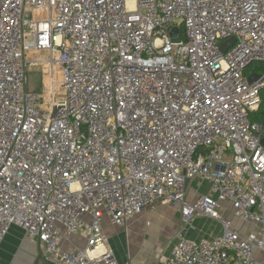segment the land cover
Instances as JSON below:
<instances>
[{"label":"built area","instance_id":"built-area-1","mask_svg":"<svg viewBox=\"0 0 264 264\" xmlns=\"http://www.w3.org/2000/svg\"><path fill=\"white\" fill-rule=\"evenodd\" d=\"M255 63L264 0H0V246L18 225L44 261L116 264L103 219L126 226L164 201L185 224L222 226L200 241L180 232L167 264H264ZM40 64L58 68L62 95L43 68V91L28 89ZM191 180L209 194L190 199ZM223 203L260 231L241 234ZM77 233L86 246L64 250Z\"/></svg>","mask_w":264,"mask_h":264},{"label":"crops","instance_id":"crops-1","mask_svg":"<svg viewBox=\"0 0 264 264\" xmlns=\"http://www.w3.org/2000/svg\"><path fill=\"white\" fill-rule=\"evenodd\" d=\"M202 194H209L207 183L200 180L188 182L187 195L190 199L195 200ZM155 203L130 218L126 226L115 225L109 217L103 219L102 231L115 254L116 264H167V257L180 232L196 241L222 232L220 222L215 219L198 216L188 225L182 221L178 207L163 201ZM221 213L231 219L243 235L260 231L258 225L235 217L229 203L222 204ZM86 242V236L77 233L66 238L62 246L69 251L84 248ZM42 251L43 246L37 239L29 236L21 226L13 225L1 243L0 264H52L44 261Z\"/></svg>","mask_w":264,"mask_h":264},{"label":"rangeland","instance_id":"rangeland-1","mask_svg":"<svg viewBox=\"0 0 264 264\" xmlns=\"http://www.w3.org/2000/svg\"><path fill=\"white\" fill-rule=\"evenodd\" d=\"M43 55V54H41ZM41 68H43L45 70V79L48 83V85H50L51 87V75L50 73H52L53 77H54V80H56V85H57V95H62L63 92L61 91L60 89V86H59V81L61 79V76H60V73H59V70L58 68H49L48 66H46L45 64H40L39 66L31 69L29 71V74H28V89L32 90V91H37V92H42V85H43V76H42V72H41ZM49 92V90H48ZM46 94L45 92V95L48 97V95H50V92ZM46 97V99H48ZM47 102V101H46ZM163 203H166L163 201ZM156 204V203H155ZM154 204V205H155Z\"/></svg>","mask_w":264,"mask_h":264},{"label":"trees","instance_id":"trees-1","mask_svg":"<svg viewBox=\"0 0 264 264\" xmlns=\"http://www.w3.org/2000/svg\"><path fill=\"white\" fill-rule=\"evenodd\" d=\"M252 72H264V63H255L251 64L246 68V74H250ZM262 96V103L260 105V108L255 113L251 114V118L254 121H259L264 123V89L261 92Z\"/></svg>","mask_w":264,"mask_h":264},{"label":"water","instance_id":"water-1","mask_svg":"<svg viewBox=\"0 0 264 264\" xmlns=\"http://www.w3.org/2000/svg\"><path fill=\"white\" fill-rule=\"evenodd\" d=\"M177 33H178V29L176 27L172 28L171 35L172 36H176ZM173 41L174 42H180L181 41V37L180 36L175 37L173 39ZM234 42H235V38H231V39H228L227 41L223 42L221 44V50L223 52H226L228 50V48L231 47L234 44ZM260 76H261V74L255 72V73H252V74L249 75L248 80H249L250 83H253L256 80H258L260 78ZM263 142H264V140H263Z\"/></svg>","mask_w":264,"mask_h":264},{"label":"bare ground","instance_id":"bare-ground-1","mask_svg":"<svg viewBox=\"0 0 264 264\" xmlns=\"http://www.w3.org/2000/svg\"><path fill=\"white\" fill-rule=\"evenodd\" d=\"M39 66V65H38Z\"/></svg>","mask_w":264,"mask_h":264}]
</instances>
